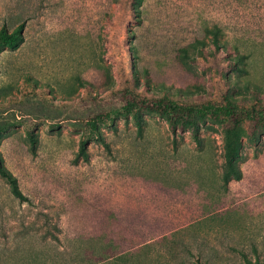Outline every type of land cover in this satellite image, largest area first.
<instances>
[{"label":"rangeland","instance_id":"obj_1","mask_svg":"<svg viewBox=\"0 0 264 264\" xmlns=\"http://www.w3.org/2000/svg\"><path fill=\"white\" fill-rule=\"evenodd\" d=\"M118 15L117 0H0V30L24 23L0 41V264H264V0ZM123 66L176 100L174 129L125 110Z\"/></svg>","mask_w":264,"mask_h":264},{"label":"trees","instance_id":"obj_2","mask_svg":"<svg viewBox=\"0 0 264 264\" xmlns=\"http://www.w3.org/2000/svg\"><path fill=\"white\" fill-rule=\"evenodd\" d=\"M119 6V15L118 18H122L123 21H126L129 17L134 14V3L136 0H117ZM110 21V20H109ZM24 23L17 25L11 33H7L4 29L0 30V41L2 44L13 45L16 43L17 39L20 38L21 32L23 30ZM124 64V62H123ZM119 81L122 86L125 87L128 92V100L125 104L126 111H133L137 109H144L152 112H156L161 115H169V122L172 129L175 126V117L180 113L181 108L177 106L176 100L168 97L166 94L162 96L153 95L142 89H136L132 85V80L126 72L125 66L121 67L118 72ZM224 98L227 101L226 95ZM226 113L230 114L231 121L233 123H238L243 119L244 114L234 112L227 101V106L224 109ZM110 118L108 112H99L94 114L91 117V121L94 123L97 120L105 121ZM227 132V150H226V165L228 168L227 176L237 172L234 162L233 154L236 151L237 144L232 138V128L226 126ZM0 172L6 175V172L0 166ZM9 180L13 183V191L17 196H21L18 189L15 187L14 181L9 177Z\"/></svg>","mask_w":264,"mask_h":264}]
</instances>
